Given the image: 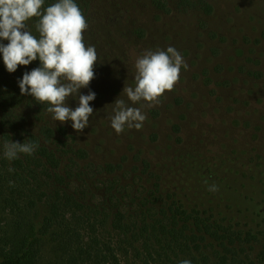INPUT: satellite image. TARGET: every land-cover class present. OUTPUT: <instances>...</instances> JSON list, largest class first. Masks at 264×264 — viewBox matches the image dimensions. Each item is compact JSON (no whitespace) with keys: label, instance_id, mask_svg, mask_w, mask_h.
<instances>
[{"label":"trees","instance_id":"trees-1","mask_svg":"<svg viewBox=\"0 0 264 264\" xmlns=\"http://www.w3.org/2000/svg\"><path fill=\"white\" fill-rule=\"evenodd\" d=\"M90 1L74 0L84 17ZM150 2L164 13L212 12L208 0ZM38 19L26 21L37 39ZM38 66L9 73L0 55V264H121L120 255L138 264H264L263 112L260 133L241 147L208 130L184 143L174 123L164 159L139 158L130 178L124 159L95 166L66 125L46 121L47 105L20 94L18 80ZM242 117L245 135L252 121ZM11 141L38 147L9 161L3 145ZM98 175L110 178L88 199Z\"/></svg>","mask_w":264,"mask_h":264},{"label":"rangeland","instance_id":"rangeland-1","mask_svg":"<svg viewBox=\"0 0 264 264\" xmlns=\"http://www.w3.org/2000/svg\"><path fill=\"white\" fill-rule=\"evenodd\" d=\"M208 2L210 14L197 7H172L164 13L150 0L90 1L83 37L85 45L95 46L98 54L95 78L89 86L96 93L90 102L94 114L83 133L78 134L70 121L63 125L75 135L76 146L87 150L95 166L124 159L133 177L139 158L164 159L162 156L173 146L174 123L180 126L184 143L194 142L197 133L208 130L210 135L224 134L234 145L249 146L251 136L260 133L256 127L261 124L260 112L264 114V0ZM170 46L182 55L187 69H181L173 90L166 91L158 105L142 109L147 118L141 129L125 128L117 134L109 119L115 100L141 107L131 105L121 93L124 86H135L137 58L147 50ZM88 91L81 89L82 94ZM69 106L75 109L78 100L70 99ZM45 113L47 122L61 125L46 108ZM24 115L35 123L27 112ZM241 116L252 121L245 135L239 125ZM109 178L93 177L88 199L102 194ZM120 260L121 264H138L132 256L120 255Z\"/></svg>","mask_w":264,"mask_h":264},{"label":"clouds","instance_id":"clouds-1","mask_svg":"<svg viewBox=\"0 0 264 264\" xmlns=\"http://www.w3.org/2000/svg\"><path fill=\"white\" fill-rule=\"evenodd\" d=\"M43 3L44 0H0V55L9 73L39 60L38 67L25 71L18 80L20 94L31 96L38 104L46 102V110L54 121L61 125L70 121L78 134L83 133L94 114L90 102L96 93L89 86L95 78L98 54L95 46L84 43L83 32L88 25L74 0H58L46 8H42ZM33 17L39 18L35 25L39 39L26 24ZM4 40L8 43L4 44ZM187 67L182 55L171 46L166 50H147L137 58L135 86H124L121 93L131 105L141 107L117 98L109 117L115 132L141 129L147 118L142 109L158 105L164 93L173 90L181 69ZM85 88L89 91L82 94L81 89ZM70 99L78 100L75 109L69 106ZM37 147L32 142L11 141L3 145V155L12 161L20 154L32 155ZM217 190L214 184L209 187V191ZM179 264L191 261L184 259Z\"/></svg>","mask_w":264,"mask_h":264}]
</instances>
